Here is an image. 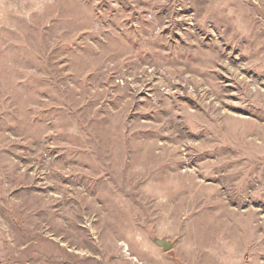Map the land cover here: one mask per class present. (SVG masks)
<instances>
[{"label": "rangeland", "instance_id": "obj_1", "mask_svg": "<svg viewBox=\"0 0 264 264\" xmlns=\"http://www.w3.org/2000/svg\"><path fill=\"white\" fill-rule=\"evenodd\" d=\"M0 264H264V0H0Z\"/></svg>", "mask_w": 264, "mask_h": 264}, {"label": "water", "instance_id": "obj_2", "mask_svg": "<svg viewBox=\"0 0 264 264\" xmlns=\"http://www.w3.org/2000/svg\"><path fill=\"white\" fill-rule=\"evenodd\" d=\"M155 244L159 245L163 250H167L171 247L172 242L163 237H153Z\"/></svg>", "mask_w": 264, "mask_h": 264}]
</instances>
